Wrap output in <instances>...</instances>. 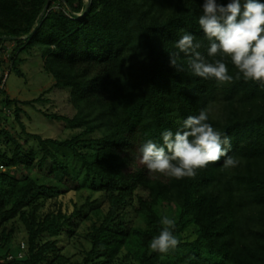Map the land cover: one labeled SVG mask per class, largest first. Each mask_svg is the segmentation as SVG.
Listing matches in <instances>:
<instances>
[{
	"label": "trees",
	"instance_id": "obj_1",
	"mask_svg": "<svg viewBox=\"0 0 264 264\" xmlns=\"http://www.w3.org/2000/svg\"><path fill=\"white\" fill-rule=\"evenodd\" d=\"M48 1L0 0V86L13 69L28 85L26 49L52 77L30 99L0 88V264H264V85L196 77L183 54L184 71L170 67L184 32L207 57L203 0H91L84 17L86 0H52L42 16ZM201 109L238 165L224 168V157L195 178L150 174L139 147ZM46 121L62 133L47 134ZM70 190L99 196L80 202ZM165 216L180 244L160 254L149 245ZM22 226L27 255L9 260Z\"/></svg>",
	"mask_w": 264,
	"mask_h": 264
},
{
	"label": "clouds",
	"instance_id": "obj_2",
	"mask_svg": "<svg viewBox=\"0 0 264 264\" xmlns=\"http://www.w3.org/2000/svg\"><path fill=\"white\" fill-rule=\"evenodd\" d=\"M198 24L208 42L207 57L200 51L203 43L193 34L184 32L174 44L178 51L169 53L170 67L177 73L183 72V54L196 77L214 79L218 84L243 78L264 85V3L229 0L224 4L218 0H203ZM228 60L237 70L235 76L229 74ZM208 121V110L201 109L198 116L187 117L177 131L164 130L162 143L144 142L138 149L139 163L150 174L177 180L195 178L197 170L224 157H227L224 168L236 167L239 160L228 156L230 138ZM175 223L168 216L162 218L164 227L149 245L152 251L167 254L180 244L174 235Z\"/></svg>",
	"mask_w": 264,
	"mask_h": 264
},
{
	"label": "rangeland",
	"instance_id": "obj_3",
	"mask_svg": "<svg viewBox=\"0 0 264 264\" xmlns=\"http://www.w3.org/2000/svg\"><path fill=\"white\" fill-rule=\"evenodd\" d=\"M7 47L6 48V52H4L1 56H4L5 58H7V61H9V54L11 53L12 49L14 48V42H8L7 43ZM21 56H23L24 58H27L28 60L26 61V63L23 65V69L28 73V77H29V83L28 85L25 82V79L20 78L19 75L17 74L16 70L13 69L11 74L9 75V78L7 80V90L10 92L12 97H18L22 100L25 99H30L34 96V92H38L41 89L48 87L51 85L52 83V77L47 74L46 72H44V64H43V59L40 56L38 49L34 48V49H26L23 51V53L21 54ZM31 87L32 88V93L29 94V96H25V95H17L18 91H22L25 90L26 88ZM57 94V95H56ZM53 97L58 98V101L60 103V105L67 111H70L69 108V102H68V94L66 93H61V90H58L57 92H55L53 95ZM0 113L2 114V116L7 115V108H4V111H0ZM8 117V116H7ZM38 122V118L36 119ZM40 126L42 127V129L47 132V134H49L50 136H56L62 133L61 130V126L60 124H56L55 122H49L46 121L43 124H40ZM69 131V130H68ZM69 133V132H68ZM64 135H66V133H64ZM50 179V177H47V181ZM92 195L94 198H97L99 196L98 193H90V192H75L73 190H70V192L68 193L69 197H75L78 201L80 202H84L86 199V195ZM22 231H19L17 234V239L13 240V242L10 244V246H16L17 244H21V243H26L27 245V234L26 231H24L25 229L23 228V226L21 227Z\"/></svg>",
	"mask_w": 264,
	"mask_h": 264
},
{
	"label": "built area",
	"instance_id": "obj_4",
	"mask_svg": "<svg viewBox=\"0 0 264 264\" xmlns=\"http://www.w3.org/2000/svg\"><path fill=\"white\" fill-rule=\"evenodd\" d=\"M9 75V72H7L4 76V82L1 84L0 88L3 89L5 87L6 81H7V77ZM2 96V91H0V99ZM27 255V245L26 243H21V246L19 248L18 251H16V253H11L8 256L9 260H13V259H24Z\"/></svg>",
	"mask_w": 264,
	"mask_h": 264
},
{
	"label": "water",
	"instance_id": "obj_5",
	"mask_svg": "<svg viewBox=\"0 0 264 264\" xmlns=\"http://www.w3.org/2000/svg\"><path fill=\"white\" fill-rule=\"evenodd\" d=\"M51 1H52V0H49V1H48L47 5H46V7H45V9H44V11H43V15H42V16H44L45 13L48 11ZM63 1H65V0H63ZM90 5H91V0H86V7H85V9L83 10L82 13H79V14H78V16H79V17H84V16L88 13V10H89V8H90ZM35 29H36V28H35ZM35 29H34V31H35ZM34 31H33L31 34H33ZM31 34H30V35H31ZM30 35L25 36L24 38H28ZM2 74H3V70H2V68H1V64H0V78H1Z\"/></svg>",
	"mask_w": 264,
	"mask_h": 264
}]
</instances>
